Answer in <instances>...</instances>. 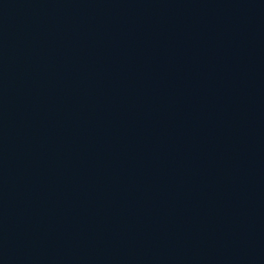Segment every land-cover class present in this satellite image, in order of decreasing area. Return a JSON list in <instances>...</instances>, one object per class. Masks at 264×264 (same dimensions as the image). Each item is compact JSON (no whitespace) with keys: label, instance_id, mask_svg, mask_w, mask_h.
<instances>
[{"label":"water","instance_id":"1","mask_svg":"<svg viewBox=\"0 0 264 264\" xmlns=\"http://www.w3.org/2000/svg\"><path fill=\"white\" fill-rule=\"evenodd\" d=\"M246 0H0V264H31L129 118Z\"/></svg>","mask_w":264,"mask_h":264}]
</instances>
